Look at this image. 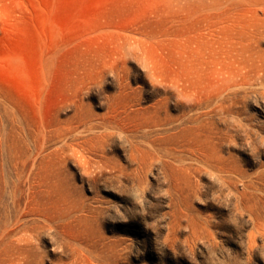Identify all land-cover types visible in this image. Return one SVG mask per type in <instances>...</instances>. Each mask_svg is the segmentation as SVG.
I'll return each mask as SVG.
<instances>
[{"label": "rangeland", "instance_id": "rangeland-1", "mask_svg": "<svg viewBox=\"0 0 264 264\" xmlns=\"http://www.w3.org/2000/svg\"><path fill=\"white\" fill-rule=\"evenodd\" d=\"M0 264H264V0H0Z\"/></svg>", "mask_w": 264, "mask_h": 264}]
</instances>
